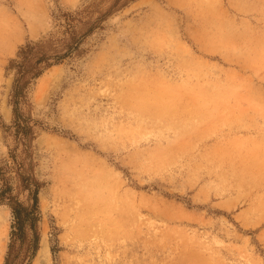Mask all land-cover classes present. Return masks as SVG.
<instances>
[{
  "label": "rangeland",
  "instance_id": "374dc122",
  "mask_svg": "<svg viewBox=\"0 0 264 264\" xmlns=\"http://www.w3.org/2000/svg\"><path fill=\"white\" fill-rule=\"evenodd\" d=\"M99 1L0 0V165L9 60ZM28 99L41 184L28 264L43 238L39 264H264V0L130 1ZM11 222L0 205L1 264Z\"/></svg>",
  "mask_w": 264,
  "mask_h": 264
},
{
  "label": "trees",
  "instance_id": "16d2710c",
  "mask_svg": "<svg viewBox=\"0 0 264 264\" xmlns=\"http://www.w3.org/2000/svg\"><path fill=\"white\" fill-rule=\"evenodd\" d=\"M100 0L74 11H62L54 19L56 30L36 41H28L18 48L16 58L10 59L7 71H13V81L8 103L12 110V124L3 127L14 141L9 148V160L0 165V205H6L12 215L8 249L4 264H28L38 249L40 220L38 193L41 184L36 179L32 165V141L34 125L27 114L28 91L31 84L48 68L59 64L75 54L81 43L114 12L134 0H112L109 5ZM26 193L27 204L18 195ZM28 241L25 259L17 260L14 250ZM52 253L54 248L51 247ZM27 260V261H25ZM25 261V262H24Z\"/></svg>",
  "mask_w": 264,
  "mask_h": 264
},
{
  "label": "bare ground",
  "instance_id": "6f19581e",
  "mask_svg": "<svg viewBox=\"0 0 264 264\" xmlns=\"http://www.w3.org/2000/svg\"><path fill=\"white\" fill-rule=\"evenodd\" d=\"M0 252H3V245L0 246ZM37 255L38 256H37V259H36L34 264H39L43 259H45L46 261H48V259H49L50 252H49V248H48V245H47L45 238L42 239L41 247L38 250ZM1 260H2V257L0 255V264H1Z\"/></svg>",
  "mask_w": 264,
  "mask_h": 264
}]
</instances>
